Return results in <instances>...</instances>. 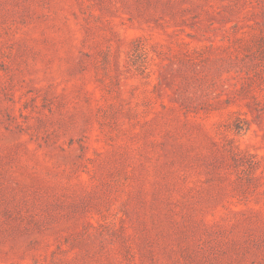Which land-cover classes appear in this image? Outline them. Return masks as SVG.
<instances>
[{
    "label": "rangeland",
    "instance_id": "1",
    "mask_svg": "<svg viewBox=\"0 0 264 264\" xmlns=\"http://www.w3.org/2000/svg\"><path fill=\"white\" fill-rule=\"evenodd\" d=\"M0 264H264V0H0Z\"/></svg>",
    "mask_w": 264,
    "mask_h": 264
}]
</instances>
